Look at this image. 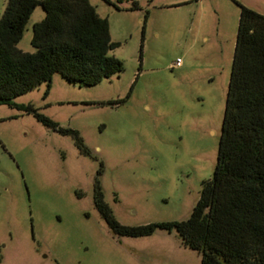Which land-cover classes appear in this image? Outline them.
<instances>
[{"label":"rangeland","instance_id":"374dc122","mask_svg":"<svg viewBox=\"0 0 264 264\" xmlns=\"http://www.w3.org/2000/svg\"><path fill=\"white\" fill-rule=\"evenodd\" d=\"M90 2L108 18L120 43L109 54L124 68L95 85L57 73L47 96L43 83L14 98L77 129L90 155L71 135L0 104V264H200L175 230L115 234L95 206L94 184L123 224L191 215L217 162L238 2L264 14V0ZM44 15L38 6L19 48L34 51L33 24Z\"/></svg>","mask_w":264,"mask_h":264},{"label":"trees","instance_id":"16d2710c","mask_svg":"<svg viewBox=\"0 0 264 264\" xmlns=\"http://www.w3.org/2000/svg\"><path fill=\"white\" fill-rule=\"evenodd\" d=\"M104 1L119 9L124 0ZM128 1L130 9L139 7L138 0ZM238 4L217 162L191 215L123 224L105 200L99 180L94 184L95 206L115 234L138 237L158 228L175 230L186 247L201 254L200 264H264V14ZM38 6L45 15L33 24L34 51H24L17 44ZM119 44L111 39L108 18L90 0H7L0 15V104L32 113L44 125L71 135L79 151L90 155L77 129L63 127L32 103L14 98L43 83L47 96L57 73L79 85L110 78L124 68L121 59L109 54Z\"/></svg>","mask_w":264,"mask_h":264},{"label":"built area","instance_id":"2783aa9c","mask_svg":"<svg viewBox=\"0 0 264 264\" xmlns=\"http://www.w3.org/2000/svg\"><path fill=\"white\" fill-rule=\"evenodd\" d=\"M182 63H183L182 58H181V57H178V58L176 59V61L173 63V66H174V67H178V66H181Z\"/></svg>","mask_w":264,"mask_h":264}]
</instances>
